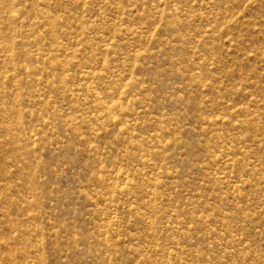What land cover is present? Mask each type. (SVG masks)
I'll list each match as a JSON object with an SVG mask.
<instances>
[{
    "label": "rangeland",
    "instance_id": "obj_1",
    "mask_svg": "<svg viewBox=\"0 0 264 264\" xmlns=\"http://www.w3.org/2000/svg\"><path fill=\"white\" fill-rule=\"evenodd\" d=\"M0 264H264V0H0Z\"/></svg>",
    "mask_w": 264,
    "mask_h": 264
}]
</instances>
